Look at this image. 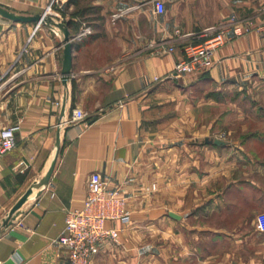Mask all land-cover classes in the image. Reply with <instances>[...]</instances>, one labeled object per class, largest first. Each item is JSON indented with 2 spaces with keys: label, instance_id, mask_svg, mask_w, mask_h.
<instances>
[{
  "label": "crops",
  "instance_id": "obj_1",
  "mask_svg": "<svg viewBox=\"0 0 264 264\" xmlns=\"http://www.w3.org/2000/svg\"><path fill=\"white\" fill-rule=\"evenodd\" d=\"M163 1L156 13L153 0H0L51 20L0 16V128H17L0 154V223L39 183L0 230V264H70L58 238L93 172L131 210L107 222L119 239L95 264H264V0ZM228 19L240 30L212 68L172 72ZM59 22L92 29L74 40L68 76ZM75 108L87 118L72 121Z\"/></svg>",
  "mask_w": 264,
  "mask_h": 264
},
{
  "label": "built area",
  "instance_id": "obj_2",
  "mask_svg": "<svg viewBox=\"0 0 264 264\" xmlns=\"http://www.w3.org/2000/svg\"><path fill=\"white\" fill-rule=\"evenodd\" d=\"M156 13L165 11L163 0H153ZM49 5V9L52 6ZM235 21L225 20L210 30L216 31L208 40L201 44L189 45L183 49V57L175 63L173 73L194 74L206 71L213 67L214 53L227 41V32L233 28L238 34L240 28L233 27ZM244 30H251L249 25ZM92 33L90 26L83 27L76 33L74 40H82ZM173 47H161L156 52H172ZM87 118V113L81 108L73 110L71 120L80 121ZM16 127L0 128V154L13 150L17 145ZM224 133L221 134V137ZM156 185H152L155 189ZM131 218V210L128 207L127 198L120 188H108L99 172L90 175L89 191L84 206L68 213L64 231L58 238V242L66 248L67 258L70 264H95V258L107 241L117 243L119 230L107 226L108 221L119 220L128 223ZM258 228L264 232V210L256 216Z\"/></svg>",
  "mask_w": 264,
  "mask_h": 264
},
{
  "label": "water",
  "instance_id": "obj_3",
  "mask_svg": "<svg viewBox=\"0 0 264 264\" xmlns=\"http://www.w3.org/2000/svg\"><path fill=\"white\" fill-rule=\"evenodd\" d=\"M0 16L10 19L14 22H22V23H50L51 20L45 15V14H35V15H23L19 13H15L14 11L0 5ZM57 26H59L64 34V61H63V67H62V73L65 76L70 75L72 65H73V49H74V38L76 35H72L69 27L66 23L59 22L56 23ZM64 82H67V79L64 80ZM216 144L220 145V141H215ZM58 153L55 154L53 157L46 173L45 180L47 181L57 162ZM38 182L35 181L32 183V185L27 189V191L20 197V199L15 203V205L10 209L8 215L3 219L2 223H0V230L4 227H9L13 224L14 220L16 219L19 211L21 210V207L23 204L31 197L33 192L38 187Z\"/></svg>",
  "mask_w": 264,
  "mask_h": 264
},
{
  "label": "rangeland",
  "instance_id": "obj_4",
  "mask_svg": "<svg viewBox=\"0 0 264 264\" xmlns=\"http://www.w3.org/2000/svg\"><path fill=\"white\" fill-rule=\"evenodd\" d=\"M245 215H246V214H245ZM1 217H2V216H0V219H1ZM4 217H6V215H5ZM246 217H249V215L247 214ZM1 222H2V221H1Z\"/></svg>",
  "mask_w": 264,
  "mask_h": 264
}]
</instances>
